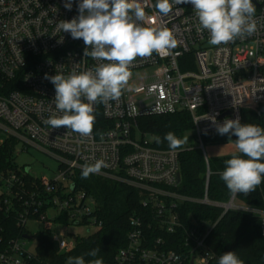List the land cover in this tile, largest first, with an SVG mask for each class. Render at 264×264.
Here are the masks:
<instances>
[{"label": "built area", "instance_id": "2783aa9c", "mask_svg": "<svg viewBox=\"0 0 264 264\" xmlns=\"http://www.w3.org/2000/svg\"><path fill=\"white\" fill-rule=\"evenodd\" d=\"M68 2L0 0V132L17 141V146H39L61 162L54 180L38 179L43 190L27 192L25 197L15 190L24 186L23 174L0 176V211L10 215L22 203L18 225L24 236L32 237L9 241L0 252V264H30L38 256L37 234L49 235L57 252L69 254L81 237L71 233V228L102 227L96 201L76 191L72 181L76 171L96 160H104L108 166L94 175L137 189L140 205L146 210L131 217L128 243L116 254L115 264H218L221 255L209 245L216 225L194 221L185 225L178 207L188 201L222 208L224 213L236 210L256 215L264 236V209L238 205V194H232L227 203L209 199V168L203 199H189L172 191L181 182V151L152 147L153 139L140 131L138 123L142 117L188 113L197 148L208 164L204 135L217 132V125L226 119L238 117L242 122L244 111L264 115V0H252L257 31L221 45L209 43L207 30L197 32L198 20L191 4H174L172 12L163 16L154 7L157 0H135L146 17L138 23L167 27L177 44L154 52L150 58L138 57L130 65L131 76L121 96L94 104L90 137L65 127L52 129L45 122L60 115L55 107V87L45 74L67 76L106 63L84 56L82 39L57 31L59 21L79 15L82 0H71V10L65 7ZM181 60L184 66L193 63L195 71L183 72ZM62 217L67 222L60 221ZM33 223H42L43 230L33 235L28 228ZM59 228L60 236L56 235ZM31 241L36 242L33 250L27 247ZM180 241L186 252L168 249Z\"/></svg>", "mask_w": 264, "mask_h": 264}, {"label": "clouds", "instance_id": "9594fccd", "mask_svg": "<svg viewBox=\"0 0 264 264\" xmlns=\"http://www.w3.org/2000/svg\"><path fill=\"white\" fill-rule=\"evenodd\" d=\"M191 4L198 20V33L207 30L212 45L228 44L244 39L257 31L256 8L252 0H157L154 7L167 16L173 5ZM71 10V0L65 4ZM79 15L70 21H59L57 31L70 33L73 39H82L84 56L106 61L94 69L67 76L56 74L49 79L55 87V107L60 115H52L45 122L52 129L65 127L83 137L93 132L94 104L118 99L131 76L130 65L139 58H150L175 48L173 32L163 26H144L145 11L135 0H82ZM131 13V14H130ZM90 47V50H89ZM86 101V102H85ZM220 135L232 133L237 137L234 153L225 161L221 179L233 195L249 194L264 181V128L254 124H241L239 118L226 119L217 125ZM164 140L170 149L181 148L188 138L180 139L168 132ZM159 142V138H157ZM246 157V158H245ZM108 165L104 160L82 166V178L99 174ZM98 250L88 255L96 256ZM178 259V257H177ZM69 264H85L83 257L69 258ZM94 264H102L97 259ZM218 264H243L235 252H225Z\"/></svg>", "mask_w": 264, "mask_h": 264}, {"label": "trees", "instance_id": "16d2710c", "mask_svg": "<svg viewBox=\"0 0 264 264\" xmlns=\"http://www.w3.org/2000/svg\"><path fill=\"white\" fill-rule=\"evenodd\" d=\"M180 67L183 72L195 71L193 63L184 66L182 60ZM138 123L140 131L153 139L152 147L161 150H171L168 142L164 140L168 132L174 133L177 138L185 139L186 134L193 131L191 116L186 112L142 117ZM248 123L264 128V115L258 116L254 112L244 111L241 124ZM157 138H159V142ZM236 139L237 137L231 132L225 135L214 132L204 135L203 143L205 147L208 144L220 146L235 144ZM16 146L17 141L13 138H6L0 144V176H8L12 172L23 174L24 186H17L15 190L25 197L27 192L43 189L40 181L32 177L28 169L16 165L14 157ZM176 150L181 151V182L172 191L189 199H203L209 168L211 172L208 187L209 199L216 203L229 202L232 193L221 179L220 173L226 168L225 161L230 159L233 154L222 157H209L208 155L207 164L203 152L197 146H185L184 143L181 148ZM81 173L82 171L74 173L73 188L86 193L96 201L98 207L96 216L97 220L102 223V227L86 237L78 238L75 249L69 254L57 252L49 235L37 234L38 256L30 264H69V258L75 257H83L85 264H94L97 259L101 260L102 264H115L116 254L128 243L131 217L146 212L140 205L138 190L134 187L94 174L85 179L82 178ZM2 198L1 196L0 199ZM236 202L238 205L263 210L264 181L257 186L255 191L247 195L238 193ZM22 211V203L17 204L10 215L0 211V239H2L0 252L9 241L24 237L25 231L19 227L17 220V213ZM178 212L185 225H190L192 221L202 225H216L210 235L209 245L219 255L222 256L225 252L233 251L243 261V264H264V236L262 235L260 217L236 210L224 213L222 208L189 201L181 204L178 207ZM60 221L67 222L64 217ZM94 249L98 250L97 255H88ZM168 249L186 252L181 241L168 246Z\"/></svg>", "mask_w": 264, "mask_h": 264}, {"label": "rangeland", "instance_id": "374dc122", "mask_svg": "<svg viewBox=\"0 0 264 264\" xmlns=\"http://www.w3.org/2000/svg\"><path fill=\"white\" fill-rule=\"evenodd\" d=\"M188 138L187 142L185 143V146H197V142L194 138L193 132H188L185 136V139ZM6 139V136L0 132V144L4 142ZM149 140H152L151 137L148 138ZM206 151L209 155V157H222L225 155H231L234 153H238V150L235 147V144H227V145H220V146H212L207 145ZM15 157V163L19 167H25L28 169L30 175L37 179H48V180H54L59 172V166L61 164L60 160L54 156L51 153H48L46 151H43L39 146H25L18 145L17 150L14 153ZM50 216H53V212L49 214ZM28 228L31 230V233L34 235L37 232H40L43 230L44 225L42 223H33L29 224ZM96 230L95 227L90 228L89 230L87 228H79L74 229L71 228V233H77V235H80L81 237H86L92 233H94ZM61 229L59 228L56 231V235L60 236ZM36 242L31 241L27 243V247L31 250L35 247Z\"/></svg>", "mask_w": 264, "mask_h": 264}, {"label": "water", "instance_id": "95a60500", "mask_svg": "<svg viewBox=\"0 0 264 264\" xmlns=\"http://www.w3.org/2000/svg\"><path fill=\"white\" fill-rule=\"evenodd\" d=\"M180 176H179V181H180ZM24 239H27V240H31L32 239V237L31 236H24Z\"/></svg>", "mask_w": 264, "mask_h": 264}]
</instances>
